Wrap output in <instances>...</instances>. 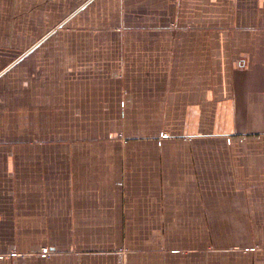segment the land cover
Listing matches in <instances>:
<instances>
[{"label": "crops", "instance_id": "1", "mask_svg": "<svg viewBox=\"0 0 264 264\" xmlns=\"http://www.w3.org/2000/svg\"><path fill=\"white\" fill-rule=\"evenodd\" d=\"M0 264H264V0H0Z\"/></svg>", "mask_w": 264, "mask_h": 264}, {"label": "bare ground", "instance_id": "2", "mask_svg": "<svg viewBox=\"0 0 264 264\" xmlns=\"http://www.w3.org/2000/svg\"><path fill=\"white\" fill-rule=\"evenodd\" d=\"M117 20V19H116ZM178 21V20H177ZM180 21H178V23H179ZM179 31V30H178ZM184 35V34H183ZM183 41V40H182ZM132 49V48H131ZM135 49V48H134ZM137 52V51H136ZM136 52H135V54H133L132 53V51H131V53L133 54V55H136ZM129 54H130V52H129ZM130 56V55H129ZM28 121H29V119H28Z\"/></svg>", "mask_w": 264, "mask_h": 264}, {"label": "built area", "instance_id": "3", "mask_svg": "<svg viewBox=\"0 0 264 264\" xmlns=\"http://www.w3.org/2000/svg\"><path fill=\"white\" fill-rule=\"evenodd\" d=\"M47 249H44V251H46Z\"/></svg>", "mask_w": 264, "mask_h": 264}]
</instances>
